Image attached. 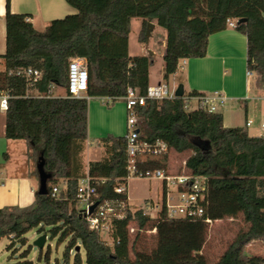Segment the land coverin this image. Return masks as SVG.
Returning a JSON list of instances; mask_svg holds the SVG:
<instances>
[{
	"label": "trees",
	"instance_id": "1",
	"mask_svg": "<svg viewBox=\"0 0 264 264\" xmlns=\"http://www.w3.org/2000/svg\"><path fill=\"white\" fill-rule=\"evenodd\" d=\"M9 1L4 0L5 52L0 55L4 62L0 93L8 96L4 138L25 141L35 161L42 153L51 178L47 194L34 192L30 206L0 208V239L12 236L7 248L15 241L25 245L24 235L36 230L57 244L66 242L62 261L52 264H70L77 246L84 251V264H209L203 253L209 226L241 216L247 229L214 264H264V257L244 249L251 241L264 240V137L224 127L219 112L207 113L196 103L191 108L190 98L202 94L197 91L172 100H147L136 112L140 139L163 142L176 154L190 153L184 168L206 184L201 218H168L163 208L152 217L135 209L125 219L112 221L107 243L88 228L76 208L78 183L85 176L99 201L126 198L115 192L126 184L123 136L100 138L99 160L85 166L82 156L86 98L115 103L127 89L143 96L149 86L153 57L128 54L131 21L141 20L140 44L147 40L149 22L165 32L162 79L166 81L181 60L205 57L209 36L224 31L227 20L245 19L234 30L246 40V70L255 74V87L264 90V0H63L75 13L50 21L41 32L26 21L28 15L11 13ZM71 58L85 60L86 98L48 97L50 85L65 90ZM27 68L40 73L31 87L16 74ZM167 157L150 162L167 172ZM53 187L57 193L52 197ZM29 251L30 247L21 253L20 264H33L27 260ZM48 254L49 250L45 264H50ZM72 264H82L78 253Z\"/></svg>",
	"mask_w": 264,
	"mask_h": 264
},
{
	"label": "crops",
	"instance_id": "2",
	"mask_svg": "<svg viewBox=\"0 0 264 264\" xmlns=\"http://www.w3.org/2000/svg\"><path fill=\"white\" fill-rule=\"evenodd\" d=\"M9 10L13 14L28 15L27 21L31 23L33 28L37 20L45 28L50 21L75 13V10L63 0H10ZM4 13L5 2L0 0V55L5 52ZM151 23L156 26L154 22ZM135 24L134 38L139 47V52L134 56H142L143 51H147L151 53L153 59L158 57L162 60L165 53V32L157 29V39H153L152 36L146 40L145 44H140L138 35L141 20L135 21ZM129 56L133 57L130 54ZM245 57V37L236 32L234 28L227 27L224 31L209 36L205 57L183 60L181 70L184 73H180V81L183 90L184 87L187 88V92L184 90V94L189 91H197L202 94L212 91L221 92L226 97L224 106L219 109L224 127L244 128L249 136H251L249 132L253 131L254 134L251 137H263L264 133L261 131L260 125L264 123V90L255 87L256 76L252 78L246 76ZM3 70L4 62L0 58V72ZM162 74L163 62L161 64V80L164 81ZM175 75L176 73L172 76ZM159 82L161 81L157 80L151 84L149 73V86ZM86 99L87 140L83 154L86 152L91 155L90 145L92 144L89 141L90 139L99 141L100 138L106 135L117 137L124 135L125 124L121 123V119L123 120L125 116V109L122 100H119L122 105L106 109L96 103L98 98ZM119 101H116V103ZM249 120L252 121V124L247 126L246 122ZM4 121L5 114L0 111V208L4 206L27 207L34 201L33 183L30 180L32 174L29 166L31 158L28 157L29 159L26 162L24 160L18 162L15 157L11 156L15 142L23 140H6L4 138ZM25 147L26 143L20 145V151ZM157 164L160 163L157 162ZM165 164L167 172L175 174V167L171 160H168ZM17 170L23 172L16 173ZM260 241H254L256 244H260V251L253 254H260L264 257V240Z\"/></svg>",
	"mask_w": 264,
	"mask_h": 264
},
{
	"label": "built area",
	"instance_id": "3",
	"mask_svg": "<svg viewBox=\"0 0 264 264\" xmlns=\"http://www.w3.org/2000/svg\"><path fill=\"white\" fill-rule=\"evenodd\" d=\"M236 21L227 20L226 26L234 28ZM183 62V60L179 62L177 69L182 68ZM16 74L26 78L27 87H31L40 78V73L31 68L20 70ZM246 76L252 78L255 74L247 71ZM87 84L88 75L85 60L83 58L69 59L65 95L73 98H86ZM48 88V97H55L52 95L55 86L50 85ZM175 89L170 93L166 83L159 82L153 86H148L143 96L138 95L136 90L129 88L121 99L125 109V133L123 135L126 141L125 181L127 183V180L131 178L161 181L163 184L164 204L158 209V212L163 208L168 218L199 219L203 215V203L206 200L205 180L201 177L193 176L189 172L174 174L153 166L150 161L155 157L168 155L169 149L165 143L160 141L154 143L145 142L140 139L138 132L136 109L144 106L147 100L175 99ZM26 96H28L27 93ZM7 100L8 96L0 93V111H6ZM190 100L207 113H216L224 106L226 97L219 91H212L191 97ZM251 124V120L246 122L247 126ZM260 129L264 133V123L260 125ZM182 164L184 167V162ZM171 188H173L174 193L170 192ZM115 192L119 195H125L126 198L117 201H99L88 177L85 176L79 180L76 198L82 204L81 214L88 228L100 236L108 237L112 221L123 220L127 217L129 211H132V207L127 201L126 184L116 187ZM56 193L57 188L53 187L51 196L53 197ZM173 194L177 196V202L175 203L170 202ZM91 208L92 210H90ZM154 208L156 207L152 204H145L144 209L141 208V210L149 214V210ZM11 238L12 236H10Z\"/></svg>",
	"mask_w": 264,
	"mask_h": 264
},
{
	"label": "rangeland",
	"instance_id": "4",
	"mask_svg": "<svg viewBox=\"0 0 264 264\" xmlns=\"http://www.w3.org/2000/svg\"><path fill=\"white\" fill-rule=\"evenodd\" d=\"M136 19L131 21V31L129 34V54L134 56L138 54L139 47L135 42L134 38V27H135ZM155 24V22H154ZM34 29L41 32L44 30V27L41 26L39 20L36 21L34 25ZM163 30L159 27L153 26L152 29L149 31L150 39L152 36L153 39L158 38V30ZM141 31V26H140ZM139 31V32H140ZM147 51H143V55H147ZM149 54V53H148ZM161 64L162 60L158 57L153 59V63L150 66L149 73H150V80L152 82H156L160 80L161 82H165L168 88V91L171 93L173 90L181 83L180 76H181V69H177L175 76H170L166 81L161 80ZM184 73V71L182 72ZM185 92H187V88L184 87ZM53 96L56 97H63L65 95V91L63 88L55 87L53 89ZM96 103L101 105L104 108H112L115 106H120L121 101L115 103H109L107 99L98 98ZM228 106V105H226ZM190 107H195V103L191 102ZM121 123L125 124V116L123 120L121 119ZM125 133V132H124ZM249 134L253 136V131H250ZM92 145H90L91 155L90 153L83 154L82 162L84 165H87L88 160H99L103 156V150L99 144V141L95 139L89 140ZM16 144L13 146L14 151L11 154L12 157H15L16 161L20 162L24 160H30V168H31V182L33 183V190L34 192L37 191L38 188V177L36 172V161L32 157V150H28L27 147L22 148L20 151V145L24 144L25 141H18L15 142ZM16 145H18L16 147ZM16 147V148H15ZM94 153V154H93ZM190 155L189 152H184L182 154H174L172 151H169L167 161L171 160L173 166L175 167V173H184L188 172L182 164V161L186 160L187 157ZM29 157V158H28ZM158 161V160H156ZM156 163V162H155ZM22 170H17L16 173H22ZM170 192L174 193L173 188L170 189ZM126 195L127 201L129 205L133 209H144L145 202H149L154 205L156 208L149 210V215L154 217L156 216L158 209L164 204L163 198V184L159 180H145V179H135L131 178L127 180L126 183ZM174 196V197H173ZM171 203L177 202V196L175 194L172 195ZM77 210L82 209V204L77 202L76 204ZM134 227L133 224L130 225V230ZM247 229V225L243 222L241 216H238L234 219H223L220 221H215L209 226L206 242L203 248V253L207 257L209 264H214L217 258L224 252L229 244H231L239 234L243 233ZM44 234H39L36 230L29 231L24 235L26 239V244L21 245L18 241H15L14 246L11 249L7 247L12 242L10 238L4 237L0 239V264H20L23 259H21L20 255L25 251L27 248L30 247V251L27 257V260L31 261L33 264H45L44 256L49 250V262L52 264L54 261H62L63 253L65 251L66 242L57 244L56 239H50L49 235L46 234L45 241L41 247L37 245V240L39 237L43 236ZM104 241L107 243L110 242L107 236H101ZM260 241V240H259ZM257 241V242H259ZM261 244V241L259 242ZM260 244H256V242H249L244 246L245 252L247 253H254L259 252ZM79 255L82 264H84L85 254L83 249H80L78 252L73 251L70 254V264H72L75 254Z\"/></svg>",
	"mask_w": 264,
	"mask_h": 264
},
{
	"label": "water",
	"instance_id": "5",
	"mask_svg": "<svg viewBox=\"0 0 264 264\" xmlns=\"http://www.w3.org/2000/svg\"><path fill=\"white\" fill-rule=\"evenodd\" d=\"M244 22H245V19H239L236 21V25L244 23ZM153 26L154 25L151 22L146 24L145 37L147 40H148V37L150 35L149 31H150V29H152ZM149 55H151V53H149ZM183 94H184L183 86L181 84H179L174 91V97L175 98H182ZM35 168H36L37 177H38V188H37L36 194L46 195L47 194V182L51 178V175L49 173L45 172V170H44V160H43L42 153H40L38 158H37ZM90 210H92V208ZM44 241H45V235L38 238L37 245L39 247H41L43 245ZM75 251H77V252L79 251L78 246L75 247Z\"/></svg>",
	"mask_w": 264,
	"mask_h": 264
}]
</instances>
